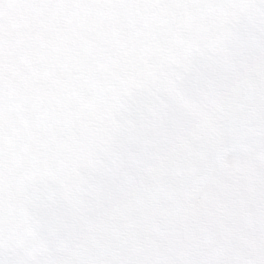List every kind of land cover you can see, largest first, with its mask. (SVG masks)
Instances as JSON below:
<instances>
[{
    "label": "snow or ice",
    "instance_id": "snow-or-ice-1",
    "mask_svg": "<svg viewBox=\"0 0 264 264\" xmlns=\"http://www.w3.org/2000/svg\"><path fill=\"white\" fill-rule=\"evenodd\" d=\"M0 264H264V0H0Z\"/></svg>",
    "mask_w": 264,
    "mask_h": 264
}]
</instances>
